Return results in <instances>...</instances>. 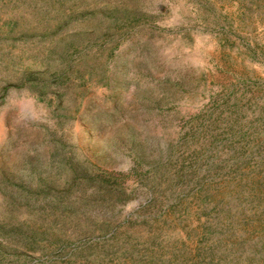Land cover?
Wrapping results in <instances>:
<instances>
[{"label":"rangeland","instance_id":"374dc122","mask_svg":"<svg viewBox=\"0 0 264 264\" xmlns=\"http://www.w3.org/2000/svg\"><path fill=\"white\" fill-rule=\"evenodd\" d=\"M0 264H264V0H0Z\"/></svg>","mask_w":264,"mask_h":264}]
</instances>
